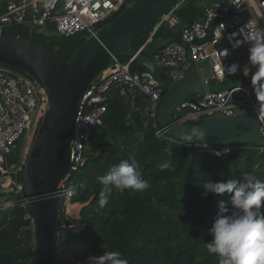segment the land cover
<instances>
[{"label":"trees","instance_id":"obj_1","mask_svg":"<svg viewBox=\"0 0 264 264\" xmlns=\"http://www.w3.org/2000/svg\"><path fill=\"white\" fill-rule=\"evenodd\" d=\"M169 1L172 5L173 1ZM6 2L0 0V14L4 12ZM191 2L185 9L177 11L181 21L190 23L202 14L204 7L196 9ZM170 6L167 9L164 7L160 14L168 12ZM188 8L190 11L187 13L185 10ZM123 10L99 27L116 19ZM160 14L133 41V48L148 39ZM5 33L18 38L27 35L21 27L7 29ZM161 34V41L173 35L166 28L155 35ZM78 35L67 38L34 35L32 42L55 53L61 62H67L86 40L85 37L76 38ZM131 70L143 71L144 68L133 64ZM147 110L148 102L140 95L136 97L133 108L123 99L108 101L103 125L97 128L88 143L87 164L78 177L80 186L75 190L73 199L82 205L79 218L83 228L77 231L61 227L64 215L59 206L56 209L55 264H88L89 255H100L104 251H119L128 264H218V258L208 253L205 244L211 239L208 230L218 212L219 203L227 201L230 194L204 196L201 182L240 179L242 171H248L264 181V152H259L251 144H237L227 156L220 158L198 145H187L167 136L159 138L155 135L153 124L147 122ZM34 135L35 131L28 140L21 174ZM18 144L11 162L18 158ZM130 157L136 160L150 188L142 193L113 191L107 205L100 207L101 185L98 177ZM165 160L171 161V167L160 171L157 166ZM0 196L10 198L6 193ZM28 215L26 206L0 210V264H34L36 236Z\"/></svg>","mask_w":264,"mask_h":264},{"label":"built area","instance_id":"obj_2","mask_svg":"<svg viewBox=\"0 0 264 264\" xmlns=\"http://www.w3.org/2000/svg\"><path fill=\"white\" fill-rule=\"evenodd\" d=\"M135 0H7L0 14V35L10 28L21 27L27 35L45 37H71L76 34L86 39L94 36L99 26L114 17ZM59 2L60 11L56 13ZM174 6L162 16L156 26L164 22L172 25ZM102 27V26H101ZM155 28V29H156ZM264 31V0H223L203 9L202 14L180 30V41L163 44L149 51L150 38L135 49V55L112 57L100 75L82 92L76 106L72 135L69 142V164L66 173L57 183L53 198L64 215L61 227L81 230L83 224L72 221L79 217L81 204L74 202L72 189L80 186L78 177L87 164L88 143L103 125L108 101L123 99L134 106L138 95L148 102L147 122L155 128V135L166 134L157 123L158 106L165 92L163 84L149 71H132L136 56L143 54L161 67L173 81L180 80L192 67L202 71L208 65L211 78L217 83L231 81L225 89L206 87L208 80L201 76L202 95L180 103L172 112L177 124H194L209 116H237L248 111L257 113L264 99L254 95L249 71V45L245 34ZM238 64L240 70L229 74L227 69ZM247 73V75H245ZM46 97L39 80L26 71H16L0 64V210L13 206L27 207L21 178L22 160L11 162L14 148L38 124L45 110ZM264 142V123L259 128ZM166 138H169L168 136ZM172 139V138H169ZM207 152L224 158L234 147L199 144ZM264 152V146L258 149ZM29 214V213H28ZM30 227L35 232V221L28 215Z\"/></svg>","mask_w":264,"mask_h":264},{"label":"water","instance_id":"obj_3","mask_svg":"<svg viewBox=\"0 0 264 264\" xmlns=\"http://www.w3.org/2000/svg\"><path fill=\"white\" fill-rule=\"evenodd\" d=\"M168 1L135 0L116 19L100 27L94 36L87 38L79 45L67 62H61L56 55L47 52L41 46L35 45L28 40L6 33L0 35L1 52L18 55L29 60L36 70L13 64L1 57L0 63L25 69L26 72L34 75L37 79H39V76L43 85L45 81L51 84V90L47 98L51 96L50 102L57 156L41 184L36 189L33 188L36 185H29L27 177L30 165L35 160H41L43 163V158L47 157V153L45 156L46 141L44 150L39 149V152H37V139L40 130L44 124H46L47 129V116L45 115L43 125L39 128L29 150V152L32 150L35 142L31 161L29 163L28 160L26 161L25 171L23 170L26 184L23 187V195L27 197L31 193L35 197V202L27 206L29 215L35 221L36 252L34 264H55L56 202L53 198V193L57 183L68 169L69 142L72 135L77 102L82 92L94 79L96 73L112 57H132L135 55V49L132 47L133 41L144 33L149 25L154 23L155 18ZM61 5L62 2H59L56 13L60 11ZM185 25L182 24L173 36L164 40L163 44L172 41L179 42L180 30ZM92 56H95L94 63L85 75L77 80V73L82 64ZM136 63L151 72L164 86L165 92L158 106L157 123L159 128L169 138L181 141L187 145L209 144L211 146L233 147L237 144H251L256 149L264 146L259 131L261 122L264 123V104L259 107L257 113L248 111L237 116H209L197 124L174 123L171 117L173 110L188 99L190 102H194V96L204 93L201 76L208 80L206 87L211 88L217 84L211 78L208 65H203L202 71H199L198 67L194 65L180 80L173 81L161 67L153 64L143 54L136 56ZM45 76L49 78V81ZM192 128H199L206 132L204 141L189 142L184 138L182 134L189 133ZM29 190L33 191L29 192Z\"/></svg>","mask_w":264,"mask_h":264},{"label":"clouds","instance_id":"obj_4","mask_svg":"<svg viewBox=\"0 0 264 264\" xmlns=\"http://www.w3.org/2000/svg\"><path fill=\"white\" fill-rule=\"evenodd\" d=\"M243 42L249 45V71L255 69L251 76L254 95L264 99V31L245 34ZM239 70L238 64L227 69L233 75ZM182 135L189 142L204 141L206 132L192 128ZM157 167L164 171L171 167V161L165 160ZM98 182L101 185L99 206L102 208L107 205L113 191L142 193L151 186L131 157L113 165L105 175L98 177ZM200 186L204 189V196L230 194L227 201L219 203L218 212L208 230L211 237L205 244L208 253L218 258V264H264V181L248 171H242L240 179L218 182L210 179L201 182ZM72 193H75V188ZM88 264H128V261L122 258L119 251H104L100 255H89Z\"/></svg>","mask_w":264,"mask_h":264},{"label":"rangeland","instance_id":"obj_5","mask_svg":"<svg viewBox=\"0 0 264 264\" xmlns=\"http://www.w3.org/2000/svg\"><path fill=\"white\" fill-rule=\"evenodd\" d=\"M191 3L194 4L193 1ZM195 3H197V2H195ZM165 13L166 12H163L161 14L159 13L160 16L156 20L154 27L152 28L151 32L149 33L148 39L150 38V42H151L150 45L153 42L157 41V40L158 41H161L163 39V35L162 34L160 36L159 35H155L156 32H158L160 29H165L166 28L168 30L169 27H170L172 33L176 32L177 29H178L179 24L175 23L174 21H172V25H170L168 22H164L161 26H159V27L156 28V26L158 25L159 21L161 20L160 18L162 16H164ZM176 16L177 15L175 14V17ZM153 36H154V38H153ZM34 37H35L34 35H32V36L31 35H26L25 38H20V39L28 40L31 43H33L32 42V38H34ZM76 38L81 39V38H84V36L83 35H78ZM47 52H50V51H47ZM51 53H53V52H51ZM1 54H5V53L0 51V57H1ZM53 54L55 55V53H53ZM119 58H125V57L124 56H120ZM94 61H95V56H92V57H90L89 59H87L82 64L80 70L77 73V78H76L77 80H79V78H81V77H83L85 75V73L89 70L90 66L94 63ZM108 64L109 63H106L102 67V69H100L96 73V75H95L94 78L98 77L100 75L101 71L103 69H105ZM24 71H25V69H24ZM45 77L49 81V78L47 76H45ZM38 78H39L38 80H39V82H40V84H41V86H42V88L44 90L43 82H42V80H41V78L39 76H38ZM231 84H232L231 81H229L227 83L226 82H224V83H217L214 86H212L210 89H212V90H221V89L228 88ZM44 93H45V91H44ZM45 97H46V95H45ZM50 99H51V96L48 99L46 97L45 110H44V113L42 115V118L39 120L38 124L29 132V134L27 136L23 137L20 140L19 144L17 145V148H18V151H17V157L18 158L17 159L20 158L21 160H23V157H24L25 153L27 152V146H28V142H29L28 141L29 140V137L31 136V134H32L33 131H35L34 138L36 137L39 128L43 125V120H44V117L46 115L47 116V138L45 140L46 141V152H45V156H46V153H47V157L46 158H43V163H42L41 160H38V162H37V169H38L37 170V179H36L37 182H31V181L28 182V184L31 185V186L32 185H36L35 187H33L34 189H36L41 184V182L43 181V179L46 176L49 168L51 167V165L53 164V162H54V160H55V158L57 156L56 137H55V133H54V126H53V120H52V106L51 105H47V104H51ZM48 106H51V107H48ZM49 112H50V115L48 114ZM34 144H35V142H34ZM34 144H33L32 150L30 152H28V158L26 159V161L28 160V163H29V161H31L32 155L34 153V148H35L34 147ZM44 147H45V144H44ZM44 147H43L42 151L44 150ZM42 164H43V177H42ZM41 177H42V179H41ZM21 178H22V183H23V187H24V185H26L25 184V181H24V172H22ZM31 191H33V190H29V192H31ZM24 198L26 200L27 206H29L30 204H32V203L35 202V197L31 193L27 197L24 196ZM80 206H82V205H80ZM56 209H57V203H56ZM78 219H79V217H76L75 216L72 219V221L75 222V224H78V222H79ZM77 254L80 255L81 257L84 256V254L81 253V252H79V253L77 252Z\"/></svg>","mask_w":264,"mask_h":264},{"label":"bare ground","instance_id":"obj_6","mask_svg":"<svg viewBox=\"0 0 264 264\" xmlns=\"http://www.w3.org/2000/svg\"><path fill=\"white\" fill-rule=\"evenodd\" d=\"M1 58H3L4 60L11 62L13 64L25 67V68H29L32 70H36L35 66L27 59L20 57V56H16V55H11V54H1ZM51 90V84H49L47 81L44 82V91H45V95L46 97L49 95ZM48 99V98H47ZM49 105V104H48ZM51 105V104H50ZM51 107V106H48ZM49 114V113H48ZM49 119V118H48ZM49 122V121H48ZM46 124L43 125L42 129L40 130V133L38 135V139H37V152H39V149L42 150L45 144V140H46ZM37 162L38 160L33 161V163L30 165V169H29V173H28V182H37ZM34 186V185H32ZM51 221V220H50ZM49 221V223H50Z\"/></svg>","mask_w":264,"mask_h":264},{"label":"crops","instance_id":"obj_7","mask_svg":"<svg viewBox=\"0 0 264 264\" xmlns=\"http://www.w3.org/2000/svg\"><path fill=\"white\" fill-rule=\"evenodd\" d=\"M171 1H173V4L171 5V4H169V2H167L166 3V5H164L163 6V8L165 7V9H167L168 8V5L170 6L169 8V11L174 7V6H177V9L175 10V12H174V15L177 13V11L178 10H181V9H185V7H186V5H188V3H190L192 0H171ZM223 0H197V3H195L194 2V4H193V6L195 5V8L197 9V8H200V7H207V6H210L211 4H215V3H220V2H222ZM162 8V9H163ZM168 11V12H169ZM185 11H187V13L190 11L189 10V8L187 9V10H185ZM168 12H166V13H168ZM165 13V14H166ZM176 19H177V21L179 22L178 24H179V26H178V29H179V27L182 25V24H189V22L186 20V21H181V19L180 18H178L177 16L175 17ZM196 20V19H195ZM177 29V30H178ZM169 32H171V28L169 27ZM175 34V32L173 33V35ZM172 35V36H173ZM165 40V39H164ZM164 40L163 41H155V42H153L152 44H151V51H153V50H155V49H158L159 47H160V45H162L163 44V42H164Z\"/></svg>","mask_w":264,"mask_h":264}]
</instances>
